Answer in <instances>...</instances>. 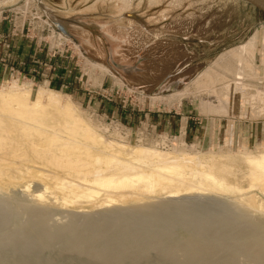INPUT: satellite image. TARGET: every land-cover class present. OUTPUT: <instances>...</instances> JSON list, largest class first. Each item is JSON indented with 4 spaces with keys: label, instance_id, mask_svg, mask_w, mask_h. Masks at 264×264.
Listing matches in <instances>:
<instances>
[{
    "label": "bare ground",
    "instance_id": "1",
    "mask_svg": "<svg viewBox=\"0 0 264 264\" xmlns=\"http://www.w3.org/2000/svg\"><path fill=\"white\" fill-rule=\"evenodd\" d=\"M261 24L168 96L205 88L212 111L263 114ZM31 91L17 79L0 85V193L21 188L0 197V264H264V151L115 145L68 97L38 86L32 99ZM57 212L67 220L53 219Z\"/></svg>",
    "mask_w": 264,
    "mask_h": 264
},
{
    "label": "rangeland",
    "instance_id": "2",
    "mask_svg": "<svg viewBox=\"0 0 264 264\" xmlns=\"http://www.w3.org/2000/svg\"><path fill=\"white\" fill-rule=\"evenodd\" d=\"M43 7L75 22L49 17ZM263 21L242 0H0V58L10 59L14 67L0 85L13 79L31 85L32 99L38 86L58 91L102 139L115 145L200 154L237 152L243 146L258 153L264 151V113L240 115L236 105L228 116L212 111L204 103L213 94L205 88L182 98L168 95L191 84L220 53L261 32ZM22 58L25 64H19ZM186 60L199 64L183 69ZM177 112L189 121L185 136L163 130V115L169 119ZM157 118L160 125H154ZM238 167L245 170L241 161ZM241 184L246 185L243 180ZM9 188L0 197L19 195L21 188ZM29 188L43 192L35 183ZM52 218L62 223L68 217L57 212ZM238 261H244L243 255Z\"/></svg>",
    "mask_w": 264,
    "mask_h": 264
},
{
    "label": "crops",
    "instance_id": "3",
    "mask_svg": "<svg viewBox=\"0 0 264 264\" xmlns=\"http://www.w3.org/2000/svg\"><path fill=\"white\" fill-rule=\"evenodd\" d=\"M189 47L190 46H188V44H186L185 45V49H186V51L187 52H191L190 50H192V49H190L189 50ZM0 51H1V48H0ZM2 54H1V52H0V56H1ZM216 58V57H215ZM214 58V59H215ZM213 59V60H214ZM22 61H24V59L22 58L21 59V61H19V64H25V62H22ZM212 61V60H211ZM11 62H10V59L9 60H7V61H2L1 60V58H0V80H3V79H5V78H7L8 77V75L11 73L10 71L11 70H13L14 69V67L13 66H9V64H10ZM15 65H17L16 64V62L14 63ZM197 64H199V63H196L194 60H186V62H185V64L183 65V69H185V68H192V67H194V66H196ZM200 64H201V62H200ZM14 65V66H15ZM135 69L136 70H142V68H140L139 66L138 67H135ZM200 69H202V68H200ZM204 69V68H203ZM201 70H199V72H200ZM199 72H196L197 74L199 73ZM168 75L170 74V73H167ZM172 74V73H171ZM196 74V75H197ZM104 75H106V74H104ZM71 78H67V80H66V83L68 82H70L69 80H70ZM180 79H184V78H180ZM180 79H178L177 81H180ZM115 85H113V87H119L116 83H114ZM67 86H69V84H66ZM72 87H74V83L72 84ZM125 110H123V108H119L118 109V112H122V113H124L125 115H126V113L124 112ZM176 114V113H172V114H170L171 115V118H169V119H167V115H163V120H164V123H163V130L165 131V132H169V133H171V131H172V129H175V130H177V131H180V133H182L184 136L188 133V131H189V128H188V125H189V121L187 120V119H185V118H187L186 116H183V115H181V113H179V112H177V115H181L180 116V118H179V116H177V115H174ZM149 118V120L151 119L150 117H148ZM179 118V119H178ZM178 121H177V120ZM185 119V120H184ZM179 122V123H178ZM178 123V124H177ZM161 124V119H159V118H157V121L155 122V124L154 125H160Z\"/></svg>",
    "mask_w": 264,
    "mask_h": 264
},
{
    "label": "water",
    "instance_id": "4",
    "mask_svg": "<svg viewBox=\"0 0 264 264\" xmlns=\"http://www.w3.org/2000/svg\"><path fill=\"white\" fill-rule=\"evenodd\" d=\"M249 6L256 9L259 13H261L264 17V0H242Z\"/></svg>",
    "mask_w": 264,
    "mask_h": 264
},
{
    "label": "flooded vegetation",
    "instance_id": "5",
    "mask_svg": "<svg viewBox=\"0 0 264 264\" xmlns=\"http://www.w3.org/2000/svg\"><path fill=\"white\" fill-rule=\"evenodd\" d=\"M130 15H132L133 17H135V19H137L138 21H142V19H140V17H139L138 15H136L135 13L130 14ZM64 25H65V24H64ZM76 25H79V26H82V27L85 26L84 23H80V22H78V21H76ZM65 27H66V26H65Z\"/></svg>",
    "mask_w": 264,
    "mask_h": 264
}]
</instances>
